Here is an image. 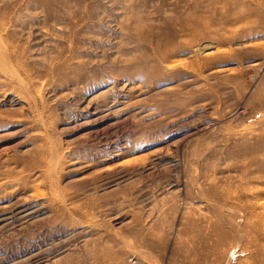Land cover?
<instances>
[{"label": "rangeland", "instance_id": "obj_1", "mask_svg": "<svg viewBox=\"0 0 264 264\" xmlns=\"http://www.w3.org/2000/svg\"><path fill=\"white\" fill-rule=\"evenodd\" d=\"M0 54V264H264V0H0Z\"/></svg>", "mask_w": 264, "mask_h": 264}, {"label": "bare ground", "instance_id": "obj_2", "mask_svg": "<svg viewBox=\"0 0 264 264\" xmlns=\"http://www.w3.org/2000/svg\"><path fill=\"white\" fill-rule=\"evenodd\" d=\"M184 25H186V24H184ZM178 29H180V28H178ZM178 29H177V30H178ZM178 31H179V30H178ZM181 31H182V30H181ZM181 31H179V32H181ZM189 31H190V30H189ZM174 32H175V31H174ZM186 33H187V32H186ZM177 34H178V33H177ZM182 34H183V33H182ZM182 34H181V35H182ZM187 34H188V33H187ZM178 35H179V34H178ZM185 36H186V34H185ZM187 36H188V35H187ZM181 37H182V36H181ZM2 49H3V47H2ZM4 54H5V52H4ZM0 55H1V54H0ZM5 56H6V54H5Z\"/></svg>", "mask_w": 264, "mask_h": 264}]
</instances>
